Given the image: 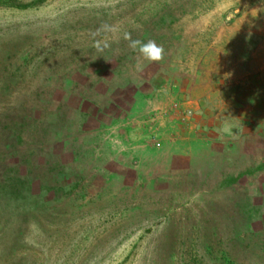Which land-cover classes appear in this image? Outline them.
I'll return each instance as SVG.
<instances>
[{"label":"rangeland","instance_id":"1","mask_svg":"<svg viewBox=\"0 0 264 264\" xmlns=\"http://www.w3.org/2000/svg\"><path fill=\"white\" fill-rule=\"evenodd\" d=\"M262 24L264 0H0V264H264V160L207 92Z\"/></svg>","mask_w":264,"mask_h":264},{"label":"crops","instance_id":"2","mask_svg":"<svg viewBox=\"0 0 264 264\" xmlns=\"http://www.w3.org/2000/svg\"><path fill=\"white\" fill-rule=\"evenodd\" d=\"M251 33L257 40H250ZM240 35L237 61L228 56L221 75L215 76L219 81L210 79L207 92L209 97L220 96L218 107L224 110L220 129L226 131L222 144L237 145L238 153L257 154L255 159L261 161L264 160V24L253 25L252 31L243 27Z\"/></svg>","mask_w":264,"mask_h":264},{"label":"clouds","instance_id":"3","mask_svg":"<svg viewBox=\"0 0 264 264\" xmlns=\"http://www.w3.org/2000/svg\"><path fill=\"white\" fill-rule=\"evenodd\" d=\"M119 31L118 28L102 24L95 32L91 34L92 47L98 52H103L108 49L113 42L112 37ZM123 39L129 42V47L134 51H138L140 56L149 62H158L163 59L164 49L159 46L155 41L148 40L143 42L138 39H132L131 34L128 32L123 33ZM142 65L138 64L137 69L139 70Z\"/></svg>","mask_w":264,"mask_h":264}]
</instances>
